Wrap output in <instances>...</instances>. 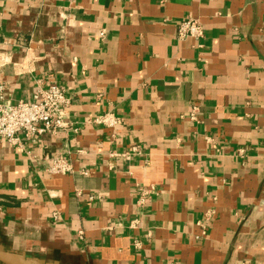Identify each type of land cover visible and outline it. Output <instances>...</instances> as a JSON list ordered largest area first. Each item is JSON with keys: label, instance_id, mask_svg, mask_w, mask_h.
Instances as JSON below:
<instances>
[{"label": "crops", "instance_id": "1", "mask_svg": "<svg viewBox=\"0 0 264 264\" xmlns=\"http://www.w3.org/2000/svg\"><path fill=\"white\" fill-rule=\"evenodd\" d=\"M189 18L203 37H178ZM0 53L6 99L37 81L71 99L67 130L0 138L10 248L45 264H264V0H0ZM107 111L123 123L89 122ZM56 154L72 173L48 172Z\"/></svg>", "mask_w": 264, "mask_h": 264}, {"label": "built area", "instance_id": "2", "mask_svg": "<svg viewBox=\"0 0 264 264\" xmlns=\"http://www.w3.org/2000/svg\"><path fill=\"white\" fill-rule=\"evenodd\" d=\"M177 34L181 39H199L204 35V28L200 21L189 18L178 24ZM4 91L5 85L0 83V138L10 145L23 149L26 141L37 143L43 136L57 134L69 127L67 113L71 99L63 86L54 83L44 86L42 81H37L32 99L16 102L6 99ZM89 122L116 128L123 123V119L107 111ZM73 171L71 162L62 154L51 158L48 172L67 174ZM53 217L57 220L58 213H54Z\"/></svg>", "mask_w": 264, "mask_h": 264}, {"label": "water", "instance_id": "3", "mask_svg": "<svg viewBox=\"0 0 264 264\" xmlns=\"http://www.w3.org/2000/svg\"><path fill=\"white\" fill-rule=\"evenodd\" d=\"M0 264H45L39 258L29 257L25 252L10 248L0 237Z\"/></svg>", "mask_w": 264, "mask_h": 264}]
</instances>
